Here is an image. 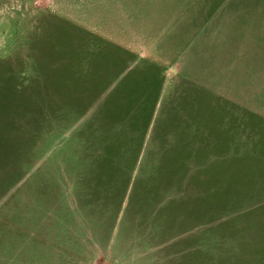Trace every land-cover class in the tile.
Segmentation results:
<instances>
[{"label":"rangeland","instance_id":"obj_1","mask_svg":"<svg viewBox=\"0 0 264 264\" xmlns=\"http://www.w3.org/2000/svg\"><path fill=\"white\" fill-rule=\"evenodd\" d=\"M0 264H264V0H0Z\"/></svg>","mask_w":264,"mask_h":264},{"label":"trees","instance_id":"obj_2","mask_svg":"<svg viewBox=\"0 0 264 264\" xmlns=\"http://www.w3.org/2000/svg\"><path fill=\"white\" fill-rule=\"evenodd\" d=\"M146 105H150V103H147ZM149 124L150 120L149 122L147 121L144 129H146V126H148ZM130 152V148L126 149L124 146H121L119 152L113 155L112 153H108L107 158L105 156L103 157V163L101 167L96 168V170L92 171V175H95L96 172H98L97 176H99L98 180H100V183L96 187L97 190H109L111 193H113L116 189H120L119 191L123 193L127 192L132 178V171L137 166L139 150L136 149L133 152L132 156H129ZM164 167L165 166L161 164H158L157 166L159 171L164 172V174L166 175L168 172L164 169ZM101 172H103L104 174L100 175ZM105 173H107L108 175ZM120 178H122L121 181ZM148 197L150 200H152L149 195ZM97 198L101 199L99 195L97 196Z\"/></svg>","mask_w":264,"mask_h":264}]
</instances>
